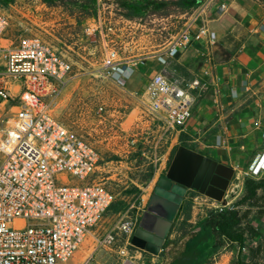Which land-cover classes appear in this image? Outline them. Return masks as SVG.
<instances>
[{
    "label": "built area",
    "instance_id": "2783aa9c",
    "mask_svg": "<svg viewBox=\"0 0 264 264\" xmlns=\"http://www.w3.org/2000/svg\"><path fill=\"white\" fill-rule=\"evenodd\" d=\"M118 1L95 0L96 15L83 28L86 36L105 40L107 33H113L111 20L123 18ZM193 18L157 56L161 64L192 39L215 43V34L205 25L195 26ZM8 28L9 18L0 11V264H65L83 246L90 249L80 264H91L96 253L121 239L130 245L138 218L122 219L99 232L98 225L114 201L103 182V159L93 143L54 115L60 96L75 77L72 64L38 37L4 45L2 41L9 42ZM105 50L94 78L108 89L110 101L87 104L86 115L92 126L103 129H111L106 124L109 114L134 117L132 127L147 135L155 171L162 163L161 143L178 144L200 83L194 80L182 86L158 72L143 90L130 89L138 59H122L114 47ZM263 160L264 144L243 175L262 177ZM70 178L78 182L71 184ZM188 193L190 202L201 199L204 206L222 210L216 201ZM124 252L121 247L119 253Z\"/></svg>",
    "mask_w": 264,
    "mask_h": 264
},
{
    "label": "crops",
    "instance_id": "0c3cea01",
    "mask_svg": "<svg viewBox=\"0 0 264 264\" xmlns=\"http://www.w3.org/2000/svg\"><path fill=\"white\" fill-rule=\"evenodd\" d=\"M193 17L195 26L205 25L215 34V43L192 39L188 47L180 48L163 65L157 56L164 52L177 31L173 30V15L154 18L152 23L157 21V28L141 30L136 42L147 32V36L155 38L152 46L155 51L147 58H138L129 88L143 90L158 72L182 86L199 81L193 91L191 118L182 128L178 144L167 140L161 143L160 168L167 165L174 147L184 146L234 171L229 193L237 180L245 178L244 172L261 153L264 144V0H205ZM111 21L114 31L106 34L109 45L126 46L129 27H145L124 18ZM188 194L162 252L158 256L147 253L151 263L167 264L180 256L185 259L194 256L196 260L197 251L205 256L212 249L215 236L203 223L207 206L201 199L190 202ZM187 202L191 204L190 219L186 228L179 231L183 218L181 208ZM226 204L216 205L225 207ZM259 226L264 228V218Z\"/></svg>",
    "mask_w": 264,
    "mask_h": 264
},
{
    "label": "rangeland",
    "instance_id": "374dc122",
    "mask_svg": "<svg viewBox=\"0 0 264 264\" xmlns=\"http://www.w3.org/2000/svg\"><path fill=\"white\" fill-rule=\"evenodd\" d=\"M203 1L205 0H202L201 3ZM4 2L0 4V11L9 18V28L5 36V39L9 42L3 41L4 45L17 43L20 38L24 37H38L65 55L72 64L75 77L60 96L54 115L66 127L76 131L87 141L93 143L103 159L101 162L105 170L102 172L103 182L113 193L114 201L98 225L99 232L103 233L105 230L113 228L120 220L125 218H138L139 220L145 211L146 203L152 194L156 181L165 174L167 165L162 169L158 167L155 171L153 170L154 165L149 158L150 143H146L147 135L144 130L140 131L132 127L134 117L127 118V115L119 113H113L111 116L109 114L107 115L106 124L109 127L111 126V129H103L100 126L96 128L92 126V121L89 115L87 117L85 109L87 104L93 106L94 102L97 101H110L108 89L104 85L98 84L97 79L94 78L100 68L106 47H114L122 59L149 57L155 51L152 48L155 44V38L147 36V32H144L145 36L140 41H136L141 30L156 29L159 23L157 21L152 23V21L154 18L160 19L162 17L145 15L141 19L134 20V22L145 27L143 29L136 27V25L129 27L131 29L128 30V35H126L129 44L126 46L120 45V43L109 45L108 42L104 43V40L98 35L86 36L84 34L83 28L87 19L78 24L76 18L80 14L75 10L72 11L71 15L69 11L61 7H50L41 0ZM198 7L186 13L173 10L174 12L171 15L174 17L172 19L174 32H178L188 22V19L193 17ZM107 40L108 37L106 36L105 42ZM112 124L117 127L113 129ZM92 128L94 130H91ZM134 140H136V143L132 145L131 141ZM106 162L108 163L106 164ZM245 178L239 180V182L238 180L235 181L237 184L230 190L233 197L229 196L230 193H228V196L221 202L222 204L227 203L225 207H221L222 209L229 208L243 196ZM70 180L71 184L78 182L75 179L72 180V178ZM221 203L218 204L221 205ZM205 208L206 213L217 209L215 207ZM262 218L251 215L250 224L260 235L254 241H245L247 246H256L258 244L257 240L259 238L262 240L261 253L253 264H264V228L259 226ZM208 230L210 231V229ZM121 247H125L123 254L119 253ZM89 249V246H83L65 264H80ZM148 254L131 243L125 246L124 241L121 239L111 248L96 253L91 264H161L157 261L151 263ZM197 254L196 260L192 256L185 261L181 258L177 262L169 261L167 264H235L239 259L247 260L245 249L239 250L236 244H227L226 242L216 250L212 247L205 256H201L200 251H197ZM162 255L165 256L166 253Z\"/></svg>",
    "mask_w": 264,
    "mask_h": 264
},
{
    "label": "trees",
    "instance_id": "16d2710c",
    "mask_svg": "<svg viewBox=\"0 0 264 264\" xmlns=\"http://www.w3.org/2000/svg\"><path fill=\"white\" fill-rule=\"evenodd\" d=\"M5 1V2H4ZM14 0H0V4L12 3ZM50 7H61L72 15L75 10L80 14L76 18L78 24L83 20L94 17L96 15L95 0H41ZM202 1V0H201ZM198 0H119L118 6L121 10V16L130 21L141 19L143 16L167 17L174 11L186 13L200 5ZM174 10V11H173ZM178 147H174L170 152L166 170L172 161ZM181 211L183 218L179 224L178 230H182L190 219L191 204L185 203ZM251 215L258 218L264 217V177L260 179L245 178L244 194L229 208L222 210H210L204 220V225L209 228L215 236L213 249L216 250L223 245L236 244L239 250L247 251V260H237L235 264H253L259 257L263 243L259 238L256 246H247L245 241H254L260 234L250 224ZM139 221V220H138ZM188 260L183 256L180 259Z\"/></svg>",
    "mask_w": 264,
    "mask_h": 264
},
{
    "label": "water",
    "instance_id": "95a60500",
    "mask_svg": "<svg viewBox=\"0 0 264 264\" xmlns=\"http://www.w3.org/2000/svg\"><path fill=\"white\" fill-rule=\"evenodd\" d=\"M233 176L234 171L226 165L179 146L165 174L156 181L131 244L158 256L188 191L221 203L228 196Z\"/></svg>",
    "mask_w": 264,
    "mask_h": 264
},
{
    "label": "bare ground",
    "instance_id": "6f19581e",
    "mask_svg": "<svg viewBox=\"0 0 264 264\" xmlns=\"http://www.w3.org/2000/svg\"><path fill=\"white\" fill-rule=\"evenodd\" d=\"M260 165H263L264 166V160L262 161V163Z\"/></svg>",
    "mask_w": 264,
    "mask_h": 264
},
{
    "label": "flooded vegetation",
    "instance_id": "af4514ba",
    "mask_svg": "<svg viewBox=\"0 0 264 264\" xmlns=\"http://www.w3.org/2000/svg\"><path fill=\"white\" fill-rule=\"evenodd\" d=\"M161 177H162V176H161ZM152 194H153V192H152ZM152 194H151V195H152ZM182 202H183V201H182ZM181 205H182V204H181ZM180 207H181V206H180ZM180 207H179V208H180Z\"/></svg>",
    "mask_w": 264,
    "mask_h": 264
}]
</instances>
